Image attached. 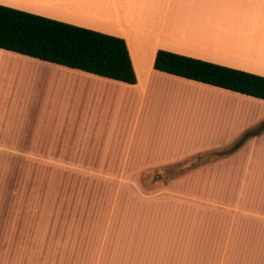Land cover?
Segmentation results:
<instances>
[{"label": "crops", "instance_id": "0c3cea01", "mask_svg": "<svg viewBox=\"0 0 264 264\" xmlns=\"http://www.w3.org/2000/svg\"><path fill=\"white\" fill-rule=\"evenodd\" d=\"M0 5L123 39L136 77L129 85L0 49V147L70 157L57 142L77 120L79 145L95 141L79 162L157 181L133 206V226L127 210L124 235L0 206V264H264V100L153 68L162 50L264 77V0Z\"/></svg>", "mask_w": 264, "mask_h": 264}, {"label": "rangeland", "instance_id": "374dc122", "mask_svg": "<svg viewBox=\"0 0 264 264\" xmlns=\"http://www.w3.org/2000/svg\"><path fill=\"white\" fill-rule=\"evenodd\" d=\"M68 127V138L57 143H63L60 148L71 152L70 157H35L29 142H7L9 146L0 147V206L6 207L14 218L84 226L79 230L86 235H124L127 210L130 209L133 226V206L141 204L143 194L157 181L115 179L110 177L108 168L113 171L121 164L79 162L91 159L85 155L95 141L83 139L80 151L77 120L70 121ZM55 143L50 142L52 149L58 146Z\"/></svg>", "mask_w": 264, "mask_h": 264}, {"label": "trees", "instance_id": "16d2710c", "mask_svg": "<svg viewBox=\"0 0 264 264\" xmlns=\"http://www.w3.org/2000/svg\"><path fill=\"white\" fill-rule=\"evenodd\" d=\"M0 49L80 70L99 77L136 83L123 39L0 5ZM156 71L264 100V77L157 51Z\"/></svg>", "mask_w": 264, "mask_h": 264}]
</instances>
